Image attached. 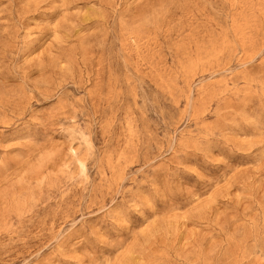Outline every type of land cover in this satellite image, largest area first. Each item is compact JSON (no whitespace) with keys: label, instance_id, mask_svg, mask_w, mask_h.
Masks as SVG:
<instances>
[{"label":"rangeland","instance_id":"rangeland-1","mask_svg":"<svg viewBox=\"0 0 264 264\" xmlns=\"http://www.w3.org/2000/svg\"><path fill=\"white\" fill-rule=\"evenodd\" d=\"M0 264H264V0H0Z\"/></svg>","mask_w":264,"mask_h":264}]
</instances>
